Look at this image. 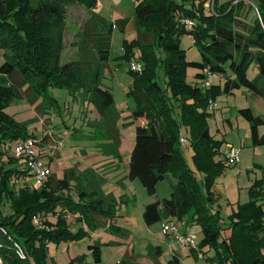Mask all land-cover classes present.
<instances>
[{"label":"trees","instance_id":"obj_1","mask_svg":"<svg viewBox=\"0 0 264 264\" xmlns=\"http://www.w3.org/2000/svg\"><path fill=\"white\" fill-rule=\"evenodd\" d=\"M233 1L220 3V0H214V13H211L205 6L209 0H137L136 20L155 32L151 45L144 41L139 43L142 72L129 70L133 80L127 95L134 99L136 108L126 115L115 111L112 94L99 84L98 79L99 69L107 66L111 29L99 33L92 42L96 53L95 76L91 74L92 67L82 68L75 61L60 63L68 7L77 4L93 10L96 0H0L2 264H46L50 243L76 241L84 235L82 229L76 233L69 230L66 212L91 209L98 213L96 206L103 202L97 189L89 192L83 189L77 193L87 202L73 204L69 194L77 187L68 177L57 179L51 175L42 187L34 188L26 178L30 176L26 167L13 156L17 141L34 137L14 123L4 108L15 100L24 99L42 98L53 104L55 101L48 96V90L54 87L64 88L68 94L79 96L82 102L86 100L98 107L104 118L107 117L101 128L105 131L103 135L111 136L114 141L109 150L119 158L123 138L120 129L135 125L127 178L139 180L149 195H154L157 183L166 178L172 188L170 198L145 207L142 218L146 225L172 218L180 221L188 218V224L196 220L203 233L198 249H205L203 253L208 262L264 264V256L260 255V249L264 247V221L255 203L258 198L264 200V196L256 191V183L249 189L250 202L239 207L237 221L231 226L229 236L224 237L219 217L210 210L209 199L200 191L180 148V137H184L193 149L195 166L210 178L223 168L232 167L225 159L224 164L213 163L220 143L211 140L206 128L208 102L215 101L219 94H231L239 88L258 96L264 94V0H246L250 4L240 1L234 5ZM94 17L107 26L99 16ZM184 20L191 21L192 25L186 26ZM184 35L193 38L202 62L186 60L185 51L180 47ZM152 44H156L161 58L155 57ZM126 59L130 62L131 56L126 55ZM253 62L258 67V75L252 81L247 77V70ZM159 66L165 74V91L154 74ZM188 67L203 71L195 75L201 82L193 85L186 82ZM227 70L231 78L222 85H213L212 74H224ZM207 74L211 76V83L203 86ZM166 91L170 96L165 95ZM171 99L181 111L179 122L173 116ZM240 114L250 123L252 144H263L264 135H258L257 127L264 121L255 117L249 108L241 109ZM141 119L145 120L143 125L139 124ZM112 127L117 131L115 128L111 131ZM205 184L208 187L210 183ZM50 217L55 222H50ZM34 219L44 228L35 225ZM89 248L94 263H99V244ZM196 249L190 248L192 252ZM167 264H180L176 254H171Z\"/></svg>","mask_w":264,"mask_h":264},{"label":"rangeland","instance_id":"obj_2","mask_svg":"<svg viewBox=\"0 0 264 264\" xmlns=\"http://www.w3.org/2000/svg\"><path fill=\"white\" fill-rule=\"evenodd\" d=\"M225 1L229 0H220V3ZM240 1L250 4L246 0H234L233 5ZM136 4L137 0H96L93 10L77 4L68 7L64 49L60 57L61 64L75 61L80 63L82 68L92 67L93 74L96 53L92 42L99 33L107 28L111 29L107 66L105 69H99L98 79L99 84L112 94L115 111L123 114H129L136 108L134 99L127 95L133 75L129 71L126 55L131 56V61L140 62L139 43L144 41L151 45L155 32L150 27L144 28L145 25L136 20ZM96 15L107 26L95 18ZM180 47L185 51L188 62H202V55L193 45L191 36H182ZM152 49L156 53L155 57L161 58L156 44H152ZM202 72L188 67L186 82L192 85L201 82L195 75ZM154 74L161 89L165 91L166 81L162 67L156 68ZM95 75L96 72L93 76ZM257 75L258 67L253 62L248 67L247 77L253 81ZM227 78H231L228 70L224 74L213 73L212 84L222 85ZM68 92L64 88H49L48 96L54 99L53 104L44 102L42 98L34 101L24 99L15 100L4 108L5 114L10 116L14 123L24 127L26 133L37 140L41 160L56 174V178L68 177L70 183L76 185L77 188H73L69 194L73 204L87 202L80 199L77 191L83 190L89 184V190L97 189L102 195L98 197L103 199V202L95 204L98 213L91 209L77 213L66 212L65 219L69 230L76 233L82 229L84 235L76 241L50 243L46 264H76L79 261L80 264H96L89 246L97 243L101 259L97 264H167L172 253L176 254L180 264H212L204 257L205 249H198L203 240V233L196 220L192 224L186 223L188 218L182 221L172 218L152 225L143 222L142 214L148 204L170 198L172 188L169 178L157 183L154 195H149L137 179H127L122 183L124 164L109 150L114 142L111 136L103 135L105 131L101 130L107 117L104 118L92 102H82L79 96ZM165 95L170 96L168 91ZM170 101L173 116L179 122L181 111L173 99ZM214 102L216 109H207L205 112L209 136L212 141L220 143V150L213 156V163H223L225 155L232 149L239 150L238 162L232 167L223 168L218 175L210 178L195 166L189 141L186 145H180V148L200 191L209 199L210 210L218 215L221 233L225 237L229 236L231 226L237 221L239 207L250 202V187L256 183V191L262 193L260 196H264V143L252 144L250 123L240 114L241 109L249 108L255 117L264 121V94L258 96L245 88H239L231 94H219ZM114 128L112 127L111 131ZM134 128L135 125H131L120 129L123 140L119 150L122 152L123 161L130 154ZM114 130L117 131L116 128ZM257 132L259 136L264 135V123L257 127ZM109 162H113L111 166ZM16 164L19 166L18 162ZM106 164L111 167L110 171L105 170ZM106 175L108 182L106 180L101 184ZM26 178L29 184L33 183L31 176ZM206 182L210 183L208 187ZM255 203L260 208L264 221V200L258 198ZM101 212H104V215ZM49 220L55 222L54 218L50 217ZM163 224L168 227L174 225L181 235H196L197 249L192 252L190 247H183L173 241L174 235L166 234L162 230ZM39 225L44 228L43 224ZM18 254L22 258L21 253ZM260 255L264 256V247L260 249Z\"/></svg>","mask_w":264,"mask_h":264},{"label":"built area","instance_id":"obj_3","mask_svg":"<svg viewBox=\"0 0 264 264\" xmlns=\"http://www.w3.org/2000/svg\"><path fill=\"white\" fill-rule=\"evenodd\" d=\"M213 6H214V0H209V2L206 4V8L211 13H214ZM183 23L186 26L192 25V22L189 20H184ZM129 69L132 72L141 73L143 70V66L141 65V63L137 61H130ZM210 83H211V76L207 74L203 86H209ZM216 107H217L216 103L212 100H209L208 110L212 111L216 109ZM180 143L181 145H186L187 141L184 137H180ZM238 155H239V150L232 149L230 152H228L225 155L224 159L226 160L227 164L235 165L238 162ZM13 156L15 157V159L23 163L24 166L26 167L28 173L33 178L34 188L38 189L42 187L44 183L47 181L48 177L51 176V171L48 165L43 163V161L41 160L39 147L37 145V140L35 138H27L25 140L17 141L13 147ZM33 222L38 227H41L37 219H34ZM162 230L166 234H173L174 235L173 241H175L179 245L183 247H190L196 249L195 246L196 235L190 233L181 235L174 225L168 227L166 224H163Z\"/></svg>","mask_w":264,"mask_h":264},{"label":"crops","instance_id":"obj_4","mask_svg":"<svg viewBox=\"0 0 264 264\" xmlns=\"http://www.w3.org/2000/svg\"><path fill=\"white\" fill-rule=\"evenodd\" d=\"M127 115V114H126ZM145 123V120H139V124L140 125H143ZM183 135V134H182ZM122 140H123V138H121V144H122ZM120 148V147H119ZM119 153H120V156H121V158H119V161L120 162H122L123 164H124V169H123V177L121 178V182L122 183H124V182H126L127 181V162H128V159H129V157L125 160V161H123L124 159L122 158V152L119 150ZM116 158L118 157L117 155H114ZM111 163H113V162H109L108 164H110V166L112 165ZM108 164H106V166H105V170L107 169V170H109V168H111ZM91 165V164H90ZM90 165H88V166H90ZM87 166V167H88ZM49 167V166H48ZM110 171V170H109ZM68 174H71V172H68ZM51 175L52 176H54L55 178H56V174L55 173H53V172H51ZM83 175V174H82ZM66 176H67V174H66ZM108 177V175H106V178ZM106 178H104L102 181H106L107 180V182H108V178L106 179ZM58 179V178H57ZM102 181H101V184H102ZM109 182H110V180H109ZM112 183V182H111ZM116 185H117V182H116ZM91 186H93V187H97V186H95V185H91ZM81 187L83 188V185L81 184ZM89 187H90V184L89 185H87L85 188H83L84 190H86V191H91V190H89ZM118 188H119V186H117Z\"/></svg>","mask_w":264,"mask_h":264}]
</instances>
